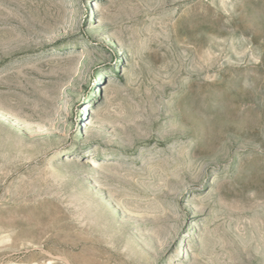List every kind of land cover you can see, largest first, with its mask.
Instances as JSON below:
<instances>
[{
  "label": "rangeland",
  "instance_id": "374dc122",
  "mask_svg": "<svg viewBox=\"0 0 264 264\" xmlns=\"http://www.w3.org/2000/svg\"><path fill=\"white\" fill-rule=\"evenodd\" d=\"M0 264H264V0H0Z\"/></svg>",
  "mask_w": 264,
  "mask_h": 264
}]
</instances>
